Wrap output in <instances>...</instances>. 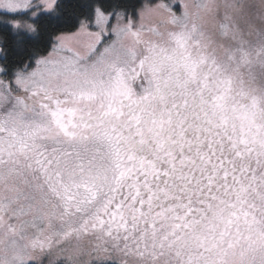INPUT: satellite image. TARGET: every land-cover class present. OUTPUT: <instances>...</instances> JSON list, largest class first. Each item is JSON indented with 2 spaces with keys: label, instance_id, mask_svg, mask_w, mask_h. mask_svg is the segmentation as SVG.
I'll list each match as a JSON object with an SVG mask.
<instances>
[{
  "label": "snow or ice",
  "instance_id": "obj_1",
  "mask_svg": "<svg viewBox=\"0 0 264 264\" xmlns=\"http://www.w3.org/2000/svg\"><path fill=\"white\" fill-rule=\"evenodd\" d=\"M0 264H264V0H0Z\"/></svg>",
  "mask_w": 264,
  "mask_h": 264
}]
</instances>
